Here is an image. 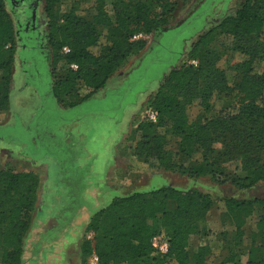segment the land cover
<instances>
[{"label":"trees","instance_id":"obj_1","mask_svg":"<svg viewBox=\"0 0 264 264\" xmlns=\"http://www.w3.org/2000/svg\"><path fill=\"white\" fill-rule=\"evenodd\" d=\"M56 1L45 0L46 11L51 17ZM89 1L92 6L90 10L84 9L83 14L80 13L81 1L75 2L64 24L54 22L49 32L52 47L62 52V56L54 55L55 61L63 60L67 66L65 74L52 82L51 94L66 108L79 106L105 88L108 79L129 57L144 49L146 41L135 36L161 30L174 10L172 0H115L113 19L105 8L107 0ZM6 2L0 0V111L10 103L17 46L15 26ZM217 2L211 0V5ZM206 3L210 6L205 0L176 28L196 19L208 8L199 11ZM206 26L207 21L195 35L197 38L187 52L188 61L171 68L161 79L148 105L158 111V121L138 123L136 130L141 134L134 155L144 163L157 161L159 167L192 177L210 175L219 182L229 181L241 188L264 185V107L258 103L263 93L264 74L258 75L255 71L258 61L264 60V0H242L236 12L224 16L210 28ZM218 34L230 36L233 39L230 50L244 57L232 66L235 71L233 85L228 84L226 73L215 64L225 51L217 54L210 49ZM66 46L69 53L63 52ZM190 60H197L198 64L192 65ZM72 64L78 68H71ZM79 85L91 92L80 96ZM215 95L228 96L238 111L234 114L220 112L205 122L201 119L189 122L183 105L199 99L204 110L211 111L214 106L210 100ZM160 128L165 129V134L159 132ZM169 136L180 137L179 152L166 150ZM231 161H236L238 168L224 175L223 165ZM65 173L68 175L67 170ZM68 178L69 175L64 176L63 182ZM38 186V176L33 171L0 170V264L22 263L24 240L31 228ZM67 198L70 202L74 200L70 195ZM215 203L211 195L197 188L184 189L168 184L116 195L90 216L86 231L93 237L83 242V264L86 263L84 258L94 252L102 264H165V258L188 264L193 257L189 252L191 237L201 232V222ZM218 203L223 213L235 220L238 235L242 234L241 226L246 218L257 209L264 213V197H224ZM85 206L81 205L72 217L63 213L52 228L48 227L47 234L60 238ZM61 219H66L64 225ZM263 223L264 215H260L259 224ZM162 232L168 242V251L157 254L153 240ZM208 250L209 246L201 247L194 254L198 264H204ZM260 250L261 255L254 258V252ZM249 254L251 257L245 264H264L262 245L257 248L253 245ZM236 257L231 254L220 264H240Z\"/></svg>","mask_w":264,"mask_h":264},{"label":"rangeland","instance_id":"obj_2","mask_svg":"<svg viewBox=\"0 0 264 264\" xmlns=\"http://www.w3.org/2000/svg\"><path fill=\"white\" fill-rule=\"evenodd\" d=\"M22 1L13 0L14 5L11 0L6 2V8L15 26L17 46L10 83V103L4 111H0V170H12L13 168L17 170L19 168L17 158L23 156L38 161V166L45 165L48 168L49 187L52 188L49 196L53 203L46 208L39 206V217L49 218L50 221L49 225H44L39 221L34 225V230H32L34 236L42 227H45L43 232L45 237H41L35 247L42 249L46 240L52 238L50 233L47 234L48 227L52 228L57 218L62 217L63 213L67 217H72L83 204L89 206L91 214L96 210L94 207L90 208V205L93 206L94 203L89 199L85 188L88 186V180H92L93 183L98 180L95 177L90 179L89 176H94V170L105 168L106 162L112 157L113 146L117 142V153L127 156L126 158L130 157V160L118 161V164H121L126 172L130 168L129 172L134 176L131 177V183L136 185L132 187V190L168 184L184 189L197 188L211 195L216 201L201 222V232L191 237L189 252L193 257L188 264H198L194 254L201 247L209 246V252L204 257V264H220L231 254L237 256L240 264H245L251 257L249 251L253 245L256 248L260 245L264 247V223L259 224L260 215H264L263 211L257 209L252 216L246 218L241 226L242 234L238 235L239 229L235 225V220L229 218L227 213H223L224 209L218 203V200L224 197L263 198L264 185L241 188L229 181L219 182L210 175L192 177L188 173L168 171L159 167L157 161L144 163L137 160L134 155L135 142L140 140V134H135L134 131L150 108L148 105L159 89L161 79L171 68L188 61L187 52L196 40L195 35L198 30L206 25V21V28L214 26L224 16L236 12L242 0H215L218 2L213 3V6L211 0H208L210 6L206 3L199 10L202 11L208 7L204 12L179 28L176 27L189 18L205 0H172L174 10L166 25L149 35H139V38L146 41L144 49L138 55L129 57L115 73L109 85L96 91L91 99L74 108H64V105L58 104L51 94L52 82L65 74L67 66L63 60L55 61L54 55L62 56V52H57L52 47L49 32L54 22L57 25L64 24L65 16L73 8L75 2L81 1V14L84 13V9L90 10L92 2L89 0H58L53 5L51 17L46 11L45 0H42L36 8L35 24L40 38L34 42L29 36L36 37L37 33L30 35V31H27L25 26L27 17L33 12L28 11L24 14L25 5ZM114 1L105 2V8L113 19L115 18ZM206 11L208 12L205 13ZM19 29L21 34L18 32ZM232 41L230 36L218 34L216 41L210 46V49L217 54L222 50L225 51L221 53L222 55L215 64L218 69L226 73L229 85H233L235 79L232 66L244 59L242 55L230 50ZM158 44L162 47L158 48L160 47ZM39 45L43 47V52L37 47ZM31 46L36 47L31 49ZM153 47L155 51L151 52ZM63 52H65L64 49ZM138 67L140 68L137 71ZM255 71L258 75L264 74V60L258 61ZM77 90L80 96L91 92L83 85H79ZM210 101L214 106L211 111H205L199 99L183 105L189 122L198 119L205 122L220 112L234 114L238 111L237 107L229 101L228 96L215 95ZM258 103L264 107V87ZM77 121L82 131L78 133L80 148L76 149L78 152H75L73 151L75 149L67 142V135ZM164 130L160 128L159 132L165 134ZM73 131L76 134L77 128ZM179 144V136H169L166 139L165 148L168 152H179L181 150ZM71 152L73 156L69 155ZM90 152H93L92 155ZM236 168H238L236 161L228 162L223 165V174L229 175ZM74 169L76 171H73ZM66 170L69 175L66 181L69 183L62 180L64 176H68L65 173ZM130 191L125 190L122 194L130 193ZM97 193L93 191L91 195L97 196ZM67 195L73 197L74 200L70 202L71 199H68ZM116 195L121 194L114 191L105 194L102 206L109 203ZM58 196L62 200L60 203L55 202V200L59 201ZM65 223L66 219H61V224ZM90 233L86 231L82 239L73 243L75 246L71 249L75 251L81 246L82 251L83 242L93 237ZM155 239L166 240L165 233L162 232ZM24 245L28 254H32L34 247L32 241L27 240ZM156 253L160 252L156 251ZM260 255L261 250L255 251L253 257L258 258ZM84 259L85 264H88L89 256ZM164 263L178 264L169 258H165Z\"/></svg>","mask_w":264,"mask_h":264},{"label":"crops","instance_id":"obj_3","mask_svg":"<svg viewBox=\"0 0 264 264\" xmlns=\"http://www.w3.org/2000/svg\"><path fill=\"white\" fill-rule=\"evenodd\" d=\"M113 76H111L108 81L107 85L110 84L112 81ZM66 108V107H64ZM80 123L75 122L73 124V128L70 129L67 135V142L70 144L71 147L74 149L80 148L79 145V132L82 131L78 127ZM74 128H77V132L73 131ZM135 134H141L140 131L135 130ZM120 141V140H119ZM79 142V143H78ZM137 142V141H136ZM135 142V143H136ZM118 143V142H117ZM117 143L113 146V154L110 159L106 162V166L102 170H94L93 174L94 176L90 175L91 177L98 178V180L93 181L88 180V186L85 189V192L88 193L89 199L94 203L93 206L90 205V208H95L98 209L102 207V204L105 200V194L109 192H119L121 195H126L122 194L123 191H143V190H148L152 188H146V189H135L132 190L135 184L131 183V177L132 174L129 172L130 168H128V172H126L121 164H118V161H125V159H129L130 157L126 158L127 156L120 155L117 153ZM93 152H90L92 155ZM135 157V156H134ZM18 162H19V168L12 169V171L15 172H21V171H33L36 173L38 176L39 180V186H38V191H37V201L35 205V216H33L32 222H31V230L28 231L25 241H32L34 247H33V252L32 254H28V250L24 249L23 245V253L21 256L22 263L21 264H83V256H82V251H81V246L77 250L73 251L71 248L75 246L73 243L78 240L82 239L84 234L86 233V228L90 220L91 212L89 209V206H85L81 210V214L78 215L72 222L71 227L68 229L64 230L63 235L60 238H54L55 236H52V238H49V241L42 245V249H37L35 246H37V243L41 240V237L43 235V232L45 231V227H42L38 233H35V236L32 234V230H34V225L36 222L39 221V223H42L44 225H49V218H40L38 215V209H40L39 206L41 207H48L50 204L53 202L50 201V196L49 192L52 190V188L49 187V173H48V168L45 165L38 166V161H33L29 158L23 157H18ZM137 160H139L136 157ZM134 160V159H133ZM135 161V160H134ZM11 170V169H10ZM63 180V178H62ZM138 186V185H137ZM131 187V188H130ZM93 189V190H92ZM95 191L98 192L97 196H92L91 193ZM52 194V193H51ZM128 194V193H127ZM59 197V201L55 200V202H61V198ZM55 205V204H54ZM46 223V224H45ZM90 233V232H89ZM91 234V233H90ZM35 238H33V237ZM32 237V238H31ZM32 239V240H30ZM55 239V240H54Z\"/></svg>","mask_w":264,"mask_h":264},{"label":"built area","instance_id":"obj_4","mask_svg":"<svg viewBox=\"0 0 264 264\" xmlns=\"http://www.w3.org/2000/svg\"><path fill=\"white\" fill-rule=\"evenodd\" d=\"M135 38L136 39L139 38V35L135 36ZM64 51L69 52L70 49L65 47ZM189 63L192 65H195V66L198 64L197 60H190ZM70 67L73 69L78 68V66L76 64H72ZM145 120L152 122V123H156L158 121V111L153 109V108H149L148 111L146 112L145 116L143 117V120H141V121H145ZM153 245L155 247V250L160 252L161 254H165L168 251L167 240L159 241V240L155 239L153 241ZM88 264H102V263L100 262L99 256L94 252L89 256Z\"/></svg>","mask_w":264,"mask_h":264},{"label":"flooded vegetation","instance_id":"obj_5","mask_svg":"<svg viewBox=\"0 0 264 264\" xmlns=\"http://www.w3.org/2000/svg\"><path fill=\"white\" fill-rule=\"evenodd\" d=\"M22 2H23L22 4L25 5L24 6V10H23L24 14H27L28 11L33 12L30 16L27 17V19H26L27 22H26L25 26H26V30L30 31V33H31L30 35H32V33H34V32L37 33L36 37L29 36V38L32 41L37 42L39 40V38H40V35H39V31L37 29V25H35L36 24V20H37V10H36V8L39 6V4L42 2V0H23ZM23 29H25V28H23ZM18 32H19V34H21L20 29L18 30ZM24 47H26V46H24ZM35 47L36 46H31V49H33ZM37 47H39V49L43 52V50H42L43 47L42 46L39 45Z\"/></svg>","mask_w":264,"mask_h":264}]
</instances>
